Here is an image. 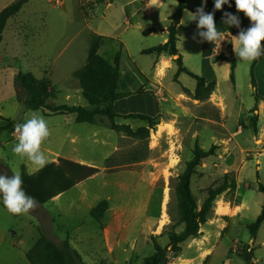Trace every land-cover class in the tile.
Segmentation results:
<instances>
[{"label": "rangeland", "instance_id": "obj_1", "mask_svg": "<svg viewBox=\"0 0 264 264\" xmlns=\"http://www.w3.org/2000/svg\"><path fill=\"white\" fill-rule=\"evenodd\" d=\"M14 1L0 0V11ZM96 1L27 0L3 27L0 126L10 119L14 128L0 133V165L12 175L20 174L21 164L29 173L38 169L12 151L16 126L35 113L48 124L50 135L41 144L48 162L63 157L98 171L51 201L35 203L26 214H11L0 201V264H30L22 254L41 232L57 244L69 242L80 255L72 264H144L154 240L165 246L168 234L183 228L174 189L195 144L211 152L190 178L198 206L209 189L221 184L224 173L236 180L235 190L222 192L213 202L215 206L218 200L227 201L231 207L223 218L225 229L221 234L203 232L208 243L201 235L188 238L179 254L167 253L160 264H201L199 257L209 250L204 264H246L241 253L246 245L251 264H264V221L255 239L247 227L260 213L264 198L258 190V184L264 185V63L259 65L261 80L256 76L261 96L257 101L250 85L251 62L239 58L234 83L218 70L219 84L209 95V80L199 83L185 73L176 75V69L159 71L153 78L150 55L132 46L129 57L116 40L97 39L89 30L104 9L100 2L92 8ZM95 42L97 53L109 62L121 53L118 90L129 93L126 109L150 114L157 107L158 124L139 118L110 122L104 115L97 124L76 122L75 114L28 109L23 91V100L17 99L14 77L25 72L50 88L48 104L88 107L73 72L85 64ZM102 199L108 208L95 220L90 209Z\"/></svg>", "mask_w": 264, "mask_h": 264}, {"label": "trees", "instance_id": "obj_2", "mask_svg": "<svg viewBox=\"0 0 264 264\" xmlns=\"http://www.w3.org/2000/svg\"><path fill=\"white\" fill-rule=\"evenodd\" d=\"M27 0H16L12 4L6 6L0 11V39L6 20L18 13L23 4ZM231 7L226 6L225 12L236 15L240 20L239 28L236 26H226L231 34H239L242 30H247L251 26L250 19L242 12L237 11L235 0H230ZM187 8L184 0H177V6L173 14L169 17V25L167 27L168 39L165 43L159 44L148 49L142 50V54L165 53L173 57L177 65L176 75L185 73L199 83H205V77L195 74L186 68L181 59V55L176 48L177 36L176 26L179 23L183 11ZM224 19L226 17L224 16ZM97 36V39L113 40L111 38ZM264 45V42H262ZM97 43L95 42L87 56L85 64L73 72V76L78 80L82 95L88 103V107L80 105H50L47 100L51 96L50 88L41 80L35 79L31 74L18 72L14 77V88L16 97L22 101L19 92L25 93L23 103L31 110H42L46 115L53 114H75L76 122L89 124H97L99 116H106L110 122H114L117 118H139L153 121L152 124H158L154 117L142 113L119 114L114 110L113 103L121 98L128 96L129 93L118 91L120 52H116L109 62L102 55L97 53ZM221 60L229 62L230 73L229 79L232 83L235 80V57L230 54L222 56ZM258 59L251 61L249 67L250 85L254 90V98L257 101L261 96L257 88L256 65ZM216 83L209 81L207 84L208 95L215 88ZM14 121L7 119L4 126H0L1 131L13 129ZM211 152L204 150L195 144L193 155L187 162L184 171L177 177L178 182L174 189V195L177 200V209L179 213V221L183 223L180 232L171 231L168 234V243L165 246L160 245L156 240L153 241L152 254L144 258V264H160L167 253H180L181 243L188 238H196L199 236V230L202 224L211 216L213 211V202L216 197L224 191H232L236 188V180L231 173L223 174V179L219 186L209 189L208 194L200 206L197 205L196 199L190 190V178L195 172V168L200 165L201 159ZM98 169L92 165L83 164L67 158L58 157L56 161H50L42 169L29 173L24 164L20 166V176L23 181L22 188L27 195L35 199L37 204H45L51 201L61 193L71 189L79 182L94 175ZM0 174L11 176L12 172L6 166L0 165ZM258 190L263 193L264 185L258 184ZM108 208V201L100 200L90 209V215L95 220H100L104 212ZM264 221V198L260 213L247 227L252 239H255L257 232ZM249 245L242 249V258L246 264H251V257L246 250ZM25 257L30 264H72L75 259L80 260V255L71 247L67 240L61 244L54 242L46 233L41 232L39 238L27 250Z\"/></svg>", "mask_w": 264, "mask_h": 264}, {"label": "crops", "instance_id": "obj_3", "mask_svg": "<svg viewBox=\"0 0 264 264\" xmlns=\"http://www.w3.org/2000/svg\"><path fill=\"white\" fill-rule=\"evenodd\" d=\"M184 1L187 8L183 11L181 19L176 26L177 51L181 55L182 63L186 68L192 72L199 73L198 75L205 77L209 81H214L218 85L219 74L223 73L222 75L227 78L230 73L229 62L221 60L220 58L222 56L232 54L236 60L235 73L238 67V57L234 53L233 44L231 43V39H234L232 36L238 34L229 33L223 23L227 5H223L220 10H215L214 0H206V3L205 0ZM99 2L104 3V9L100 19L94 21L92 26L89 27V30L93 34L116 40L122 46L123 52L129 57L132 46H135L139 54L150 55L151 63L149 69L153 72V78H156L159 71L163 70L168 72L174 69L177 70V65L173 57L168 54H142V50L163 44L167 41L169 17L176 9L177 0H151V3L154 4L152 6L148 5V0H97L92 8H96ZM201 6H203L205 13H214V22L217 30L221 33V42L219 40L214 43L204 41V38L199 33L200 31H206V29H198L196 21H187L186 14L190 16L191 12L194 13ZM257 59L256 76L260 79L261 72H259V65L261 62L264 63V55H261ZM137 67L140 69L143 68L139 65ZM121 68L122 56L119 64L118 88L122 78ZM218 70L221 72L219 73ZM123 92L126 93L125 91ZM128 97L129 95L121 97L113 103L114 110L117 113H131L126 109L125 104H123ZM154 103L152 101V104ZM117 106L119 109H117ZM157 112L158 108L154 107L152 112L146 115L154 117ZM219 201L221 202L222 210L218 211L217 203ZM217 203L213 206L211 216L201 225L199 230V235L203 237L204 243H208L209 238L208 234H202L203 232L215 230L221 234L220 232L225 229L222 223L223 218L228 216L231 207L227 205V201L222 202L218 200ZM219 225H221V228H218ZM26 252L27 250L23 252V257H25ZM210 252L211 250L206 252L204 256L199 257L201 264H204L208 259Z\"/></svg>", "mask_w": 264, "mask_h": 264}, {"label": "clouds", "instance_id": "obj_4", "mask_svg": "<svg viewBox=\"0 0 264 264\" xmlns=\"http://www.w3.org/2000/svg\"><path fill=\"white\" fill-rule=\"evenodd\" d=\"M206 3V0H205ZM148 5H154L148 0ZM223 5H229L230 0H214V9L220 10ZM237 11H242L252 22L247 30H242L238 35L232 36L233 51L236 56L245 62H251L264 55V0H235ZM226 19L223 23L227 26H236L239 28L240 20L236 15L225 12ZM187 21H196L199 35L204 41L214 43L222 41L221 33L217 30L214 22V13H205L203 6L198 7L196 11L189 16L186 14ZM17 143L13 146L14 154L27 157L28 160L38 169H42L48 163V158L41 150L42 142L50 135L47 121L38 114H33L24 123L18 124ZM22 179L19 173L10 177L0 174V201L5 208L14 215L26 214L35 207V199L26 194L22 188Z\"/></svg>", "mask_w": 264, "mask_h": 264}, {"label": "bare ground", "instance_id": "obj_5", "mask_svg": "<svg viewBox=\"0 0 264 264\" xmlns=\"http://www.w3.org/2000/svg\"><path fill=\"white\" fill-rule=\"evenodd\" d=\"M217 210L219 211V210H222V208H221V202L219 201L218 203H217Z\"/></svg>", "mask_w": 264, "mask_h": 264}]
</instances>
